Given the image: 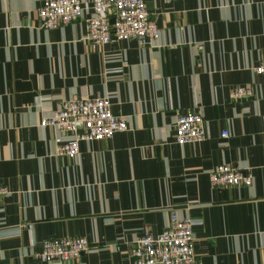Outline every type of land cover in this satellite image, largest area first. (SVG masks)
<instances>
[{"label":"crops","instance_id":"0c3cea01","mask_svg":"<svg viewBox=\"0 0 264 264\" xmlns=\"http://www.w3.org/2000/svg\"><path fill=\"white\" fill-rule=\"evenodd\" d=\"M84 15L44 28V0H0V264H132L135 239L171 211L191 216L200 264H264V0H148L161 34L96 44ZM249 86L251 93L234 97ZM108 95L129 128L57 152L43 117L74 97ZM199 111L207 137L176 141ZM227 129L229 136L222 131ZM228 163L249 185H213ZM85 236L78 259L41 261L46 238Z\"/></svg>","mask_w":264,"mask_h":264},{"label":"built area","instance_id":"2783aa9c","mask_svg":"<svg viewBox=\"0 0 264 264\" xmlns=\"http://www.w3.org/2000/svg\"><path fill=\"white\" fill-rule=\"evenodd\" d=\"M83 0H44L38 17L44 28H54L77 20L84 15ZM91 15L87 18L86 38L96 44L112 40L136 38L142 45L157 42L161 31L151 16L148 0H91ZM264 74V58L255 67ZM251 93L249 86L233 90L234 97ZM42 125L54 126L57 152L76 156L82 140H102L129 128L125 114L115 112L108 95L74 97L62 102L59 108L41 120ZM264 124V116H263ZM176 141L198 142L207 137L204 119L199 111H187L176 120ZM229 136L227 129L222 131ZM213 185H249L252 171L228 163H220L210 170ZM10 189L0 178V202ZM200 223L191 216H180L171 211L169 224L158 234L146 230L139 235L131 249L132 264H200L195 251L194 226ZM90 242L85 236H56L46 238L37 253L44 262L64 263L78 259L88 250Z\"/></svg>","mask_w":264,"mask_h":264}]
</instances>
